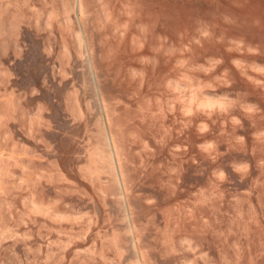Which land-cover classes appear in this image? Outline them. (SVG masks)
Instances as JSON below:
<instances>
[{
	"label": "rangeland",
	"instance_id": "1",
	"mask_svg": "<svg viewBox=\"0 0 264 264\" xmlns=\"http://www.w3.org/2000/svg\"><path fill=\"white\" fill-rule=\"evenodd\" d=\"M0 264H264V0H0Z\"/></svg>",
	"mask_w": 264,
	"mask_h": 264
},
{
	"label": "bare ground",
	"instance_id": "2",
	"mask_svg": "<svg viewBox=\"0 0 264 264\" xmlns=\"http://www.w3.org/2000/svg\"><path fill=\"white\" fill-rule=\"evenodd\" d=\"M209 100V99H208ZM213 100V99H212ZM210 101V100H209Z\"/></svg>",
	"mask_w": 264,
	"mask_h": 264
}]
</instances>
